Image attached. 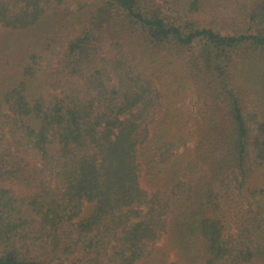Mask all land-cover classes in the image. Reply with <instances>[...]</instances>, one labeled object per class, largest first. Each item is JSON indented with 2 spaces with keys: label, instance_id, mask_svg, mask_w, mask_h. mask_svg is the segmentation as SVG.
<instances>
[{
  "label": "trees",
  "instance_id": "trees-1",
  "mask_svg": "<svg viewBox=\"0 0 264 264\" xmlns=\"http://www.w3.org/2000/svg\"><path fill=\"white\" fill-rule=\"evenodd\" d=\"M82 1L0 0V264H264V0Z\"/></svg>",
  "mask_w": 264,
  "mask_h": 264
},
{
  "label": "rangeland",
  "instance_id": "rangeland-1",
  "mask_svg": "<svg viewBox=\"0 0 264 264\" xmlns=\"http://www.w3.org/2000/svg\"><path fill=\"white\" fill-rule=\"evenodd\" d=\"M83 3L91 4L92 2H88V0L82 1ZM243 7H232L231 11L225 15L220 21L221 26H223V31L222 33H233L234 30H239V31H244L248 26H247V13L249 11H246L245 9H242ZM246 13V14H245ZM202 21H205L208 23L207 19L202 17ZM107 22H104L103 25L101 24V28L97 30L95 33L96 35H102L105 34L106 38L112 36L111 35V30L107 28ZM222 30V29H221ZM71 38H73V34L70 35ZM103 36V35H102ZM104 37V36H103ZM106 39L104 38L105 42ZM111 41L106 42V46L103 47V52L105 50L111 49L110 47ZM146 167L144 166V171H143V184L146 188H149L148 184V178H146ZM92 206L87 205L85 206V211L89 212L91 211ZM154 252L157 255L156 260L162 259L166 262V264H186L185 261L182 259V254L179 252L178 248L175 247L171 235L163 236L159 242H157L156 247H154ZM181 254V255H180Z\"/></svg>",
  "mask_w": 264,
  "mask_h": 264
}]
</instances>
